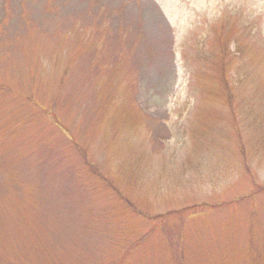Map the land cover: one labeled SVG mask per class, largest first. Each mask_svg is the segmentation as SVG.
<instances>
[{
  "label": "rangeland",
  "instance_id": "obj_1",
  "mask_svg": "<svg viewBox=\"0 0 264 264\" xmlns=\"http://www.w3.org/2000/svg\"><path fill=\"white\" fill-rule=\"evenodd\" d=\"M0 264H264V0H0Z\"/></svg>",
  "mask_w": 264,
  "mask_h": 264
}]
</instances>
